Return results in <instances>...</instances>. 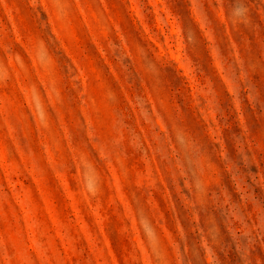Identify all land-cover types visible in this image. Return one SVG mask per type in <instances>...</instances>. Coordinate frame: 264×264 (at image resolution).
I'll return each instance as SVG.
<instances>
[{
  "label": "rangeland",
  "instance_id": "1",
  "mask_svg": "<svg viewBox=\"0 0 264 264\" xmlns=\"http://www.w3.org/2000/svg\"><path fill=\"white\" fill-rule=\"evenodd\" d=\"M0 264H264V0H0Z\"/></svg>",
  "mask_w": 264,
  "mask_h": 264
}]
</instances>
